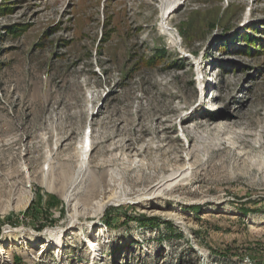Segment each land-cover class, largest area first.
<instances>
[{
	"label": "rangeland",
	"instance_id": "obj_1",
	"mask_svg": "<svg viewBox=\"0 0 264 264\" xmlns=\"http://www.w3.org/2000/svg\"><path fill=\"white\" fill-rule=\"evenodd\" d=\"M2 2L0 264H264V0H186L167 19L181 46L160 27V0ZM191 114L212 144L197 175L163 188L185 201L127 200L98 216L101 196L148 191L184 163ZM243 130L240 156L225 144Z\"/></svg>",
	"mask_w": 264,
	"mask_h": 264
},
{
	"label": "bare ground",
	"instance_id": "obj_2",
	"mask_svg": "<svg viewBox=\"0 0 264 264\" xmlns=\"http://www.w3.org/2000/svg\"><path fill=\"white\" fill-rule=\"evenodd\" d=\"M185 1L186 0H160V17H161L160 18V27L164 31V33L169 35L171 43L174 46H178V45L181 46V44H180L181 41L179 40L177 35H175V33L173 32V29L170 28V26L168 25L167 19ZM179 50H180V48H179ZM194 62L198 63V58L197 57L194 58ZM196 71H197L196 78L200 81L199 74H198L200 71H198V68H197ZM198 86H199L198 89L200 90V94H202V96L199 98V102L202 103V102L205 101V99H204L205 96L203 97V95H206V93H205L206 92L205 91L206 86H204V84L202 83V80H201V82L198 83ZM193 116H194L193 114L187 115V116L184 115L181 118V120H180L181 121L180 123H181L182 131L179 132V136L181 138H184V139L190 138V140L192 141L191 146L189 145L190 148L188 147L187 149H185V152L187 151V153H186L187 157H186L184 163L181 164V165H178V166L170 168L168 173L163 174L161 177H159L155 181H150V183L147 184V187H148L147 190L148 191H142L141 193H139V194H137L135 196H129L127 193H123L122 195H114V194L109 193L107 195L101 196V202H100L99 207H98V214H97L98 216H100L101 213L108 206L115 205L117 203L118 204L119 203H124L127 200L135 202V203H138V204L147 202L148 205L149 204H155L156 205L155 198H160V199L168 200V201L172 200V201L177 202V203L185 201V199H183V198H181V197L176 195L177 189H176V191H173L171 189L168 193H164L163 192V188H165V186L169 185L170 182H172V184L178 183L179 181L183 180V177H187V176L193 175V174L197 175V173L199 172V166H200L199 160H197L199 158V156H197L199 151L206 152V154H207V152H209V150H210V144H212V139H211L210 136H208V133L205 134V133L201 132L200 129L203 128L204 126L206 128H210L211 125H209L208 123L199 122L198 120L197 121H192V120H194ZM189 121H192L191 124H190ZM236 126H237V124H236ZM219 127L222 128V130H221L222 132H225V130L229 129L227 124L226 125H217V126H215L213 128H214V130H216ZM159 128H160V126L158 124H156L153 127V130L156 133H158V129ZM167 129L168 128H166L164 131H166ZM249 135H250V133L244 132V130H243L242 132L238 133V135L236 137L237 138L236 141H237V143H240V145L233 144V142L231 140H229L228 143H226L225 145L229 146L230 145L229 143H231L232 144V145H230L231 148L237 150L236 153L241 156V155H243V154H245L247 152L245 147L242 145V143L243 144L247 143L246 139H247V137H249ZM110 138H114V136L109 137V139ZM216 139H217V137H216ZM225 141H227V140L220 139V141H218V143H219V145L220 144H224ZM110 142H112V141H110ZM94 143L95 142L93 141V131H91V135L89 136V134H86V136L84 137L83 142L81 143L80 150H81V153L83 154V160H85L87 158L89 152H92L94 150V146H93ZM112 143L110 145L108 144L109 147H111ZM121 143H122V141H121ZM256 143L259 144L258 145L259 148L264 149V141H257ZM116 145H117V143H116ZM123 145H124V151L125 152L131 151L133 149V146H134V145H132L130 138L127 141H125V143ZM161 146H163V145H161ZM148 148H150V146ZM126 154H124V155H126ZM132 156H134V155H132ZM127 157H129V156H127ZM112 159L113 160L119 159V156L116 155ZM263 160H264V156H263ZM106 161H108V160H106ZM262 162H263V167H264V161H262ZM100 165L101 166H107L109 164H107V162H105V163H100ZM83 167L84 166H81L82 170H83ZM79 170H81V169H79ZM261 171H263L262 168H261ZM115 174H118V172L117 173L115 172L114 175ZM150 177H152V176H150ZM110 180H112V178H109L108 185H111V181ZM150 200H152V201H150ZM148 201H150V202H148ZM168 201H166V202H168ZM157 205H160V204L157 203ZM77 220L78 219L74 217L73 220L69 223L68 227L74 226V224L76 223ZM89 241H90V245L92 243L97 244L96 243L97 241H95V240H90L89 239ZM23 247L27 248V250H29L28 243H25V245Z\"/></svg>",
	"mask_w": 264,
	"mask_h": 264
},
{
	"label": "trees",
	"instance_id": "obj_3",
	"mask_svg": "<svg viewBox=\"0 0 264 264\" xmlns=\"http://www.w3.org/2000/svg\"><path fill=\"white\" fill-rule=\"evenodd\" d=\"M11 7H9L8 5H7V2H2L1 3V5H0V14H4V13H6L7 12V10L9 11V10H12V9H10ZM27 28H26V26H24V25H18V26H16V25H14V26H9L8 28H7V31L10 33V34H13V35H18V34H21L22 32H24V30H26ZM245 39L248 41V43L249 44H254V42H255V40L257 39L256 37H254V36H252V35H249V34H247L246 36H245ZM261 41H264V40H262V38H261ZM249 46H251V45H249ZM222 49L223 50H225L227 47H228V45L227 44H222ZM159 52H160V55H159V57H157L156 55H152V57L150 58V60H148V63L149 64H157V63H160V62H162L163 61V59H164V57H165V55H166V53H167V50H166V48H160L159 49ZM180 68L181 67H183V66H179ZM195 210H197V209H199V207L198 208H196V207H193ZM139 218V223L141 224V225H143V226H151V227H159V225L161 224V222H162V219H161V217H159V216H149V215H146V214H144V215H141V216H139L138 217ZM167 223H168V226L170 225L171 226V224H170V221H166ZM111 222L109 221V224H110ZM107 224H108V222H107Z\"/></svg>",
	"mask_w": 264,
	"mask_h": 264
}]
</instances>
